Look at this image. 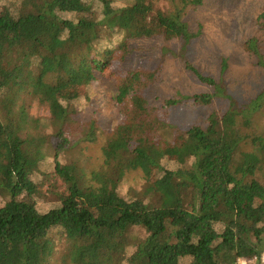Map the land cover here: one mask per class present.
Returning a JSON list of instances; mask_svg holds the SVG:
<instances>
[{"label": "trees", "instance_id": "trees-1", "mask_svg": "<svg viewBox=\"0 0 264 264\" xmlns=\"http://www.w3.org/2000/svg\"><path fill=\"white\" fill-rule=\"evenodd\" d=\"M156 1L0 0V264H261L264 84L235 99L221 54L218 77L184 62L200 93L149 103L162 71L126 68L133 46L174 41L183 59L197 38ZM256 3L249 21L248 6L230 12L245 34L231 53L264 75V0ZM107 79L117 106L108 127L88 119ZM33 103L47 116L31 114ZM177 106L210 112L183 127L171 121ZM136 162L155 183L129 179ZM133 225L146 233L140 243L126 236Z\"/></svg>", "mask_w": 264, "mask_h": 264}, {"label": "rangeland", "instance_id": "rangeland-1", "mask_svg": "<svg viewBox=\"0 0 264 264\" xmlns=\"http://www.w3.org/2000/svg\"><path fill=\"white\" fill-rule=\"evenodd\" d=\"M256 1L205 0L204 5L201 7H183L180 3L171 4L164 0L156 1L155 5L160 10H167L170 13L179 12L183 23L186 24L190 33L196 35L197 38L189 44L185 54H183V59L181 58L180 47L174 41L165 42L164 39H156L148 42L143 41L140 46L137 44L133 46L134 49L128 57V63L125 65L126 68L128 67L129 70L137 68L155 70L160 68L163 75V82L148 90L146 100L154 104L162 98L166 100L176 97L177 94L192 96L200 93L202 91L201 86L185 71L184 62H189L191 66L197 68L205 75L218 77L221 54L229 58L230 62L224 79L227 92L235 99L244 101L254 97L262 87L261 85L264 84V75L257 71H249L250 67H248L249 70L244 69L246 66L242 60H239L243 55L231 53V49L243 39L242 37L245 34L237 28L235 18L230 19L229 16L233 9L240 8L242 11L248 6L246 16L247 21H249L250 17L254 18L253 14L258 10L255 7L257 6ZM261 14L259 13L258 15L260 16ZM228 19L232 22H228ZM236 19L238 20L239 17H236ZM222 42L223 49L221 48ZM169 48L173 50L175 55L164 57V50ZM101 85L98 90L100 98L93 102L88 119L96 121V123L106 120V123H103L106 126H111L116 121L115 115L117 113V106L114 102L116 83L107 79L103 80ZM141 104L144 103L141 101ZM105 105H109V108L104 109ZM30 112L37 117H45L48 114L46 107L39 103H33ZM209 112V109L201 107L177 106L172 109L170 117L174 124L187 127L194 121L205 119ZM89 126H96V124L91 122ZM100 150L99 145H94L90 148V154L95 161L99 160L97 157H100L98 154ZM128 177L135 184H138L137 186L148 182L155 183L154 172L147 165L138 162L130 169ZM63 191L64 189L60 192ZM126 236L129 239L128 241L140 243L146 233L139 226L133 225Z\"/></svg>", "mask_w": 264, "mask_h": 264}, {"label": "built area", "instance_id": "built-area-1", "mask_svg": "<svg viewBox=\"0 0 264 264\" xmlns=\"http://www.w3.org/2000/svg\"><path fill=\"white\" fill-rule=\"evenodd\" d=\"M237 263H238V264H247V263L245 262V260H243L242 258H239V259L237 260ZM260 263H261V264H264V252H263V256H262V258H261Z\"/></svg>", "mask_w": 264, "mask_h": 264}]
</instances>
